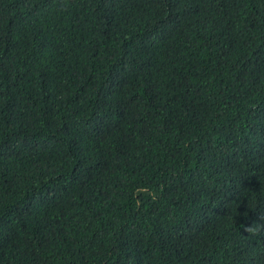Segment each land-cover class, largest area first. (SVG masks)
I'll use <instances>...</instances> for the list:
<instances>
[{"label":"trees","instance_id":"obj_1","mask_svg":"<svg viewBox=\"0 0 264 264\" xmlns=\"http://www.w3.org/2000/svg\"><path fill=\"white\" fill-rule=\"evenodd\" d=\"M262 214L264 0H0V264H264Z\"/></svg>","mask_w":264,"mask_h":264},{"label":"clouds","instance_id":"obj_2","mask_svg":"<svg viewBox=\"0 0 264 264\" xmlns=\"http://www.w3.org/2000/svg\"><path fill=\"white\" fill-rule=\"evenodd\" d=\"M261 219H264V214L261 215ZM245 230L251 235H258L260 231V227H258L254 222L251 226H245Z\"/></svg>","mask_w":264,"mask_h":264}]
</instances>
